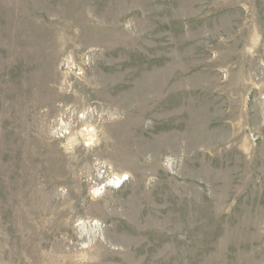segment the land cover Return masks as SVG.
Masks as SVG:
<instances>
[{"label": "rangeland", "instance_id": "1", "mask_svg": "<svg viewBox=\"0 0 264 264\" xmlns=\"http://www.w3.org/2000/svg\"><path fill=\"white\" fill-rule=\"evenodd\" d=\"M0 264H264V0H0Z\"/></svg>", "mask_w": 264, "mask_h": 264}, {"label": "clouds", "instance_id": "2", "mask_svg": "<svg viewBox=\"0 0 264 264\" xmlns=\"http://www.w3.org/2000/svg\"><path fill=\"white\" fill-rule=\"evenodd\" d=\"M124 179H128V176L125 175ZM114 183H115V186L118 188V187L120 186V184L122 183V181L117 180V181H115Z\"/></svg>", "mask_w": 264, "mask_h": 264}]
</instances>
